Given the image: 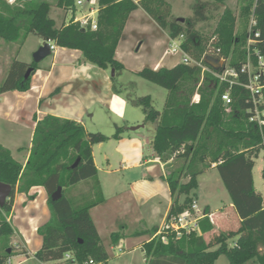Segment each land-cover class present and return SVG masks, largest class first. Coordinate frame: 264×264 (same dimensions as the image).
<instances>
[{"label":"trees","instance_id":"obj_1","mask_svg":"<svg viewBox=\"0 0 264 264\" xmlns=\"http://www.w3.org/2000/svg\"><path fill=\"white\" fill-rule=\"evenodd\" d=\"M56 1L67 12L76 11V0ZM223 1L196 0L192 15L182 22L173 16L167 0H98L96 30L82 27L74 17L59 26L51 16L52 4L46 0L5 2L0 6V38L6 42L22 45L34 33L56 46L80 50L83 62L103 69L113 68V78L124 68L116 50L130 14L142 7L171 38L184 34L181 43L184 51L209 68L203 72L201 67L183 62L159 69L145 67L139 75L168 91L164 108L157 109L151 95L137 96L133 101L142 107L146 122L156 124L152 148L170 169L166 180L173 204L167 217L178 215L192 205L199 175L216 164L240 226L222 231L209 241L205 233L213 230L214 223L206 211L208 215L200 221L199 231L183 233L180 237L168 233L167 242L164 235H156L159 230L156 227L149 231L152 238L142 245L147 264H214L221 255H226L231 264L250 261L264 264V195L257 190L253 174L256 159L264 151V97L258 107L261 122L251 120L256 111L248 90L241 85L230 89L228 83L220 82L215 73H221L223 66L214 67L206 59L212 56L224 60L240 73L242 82L248 80L241 67L248 54L249 22L254 15L256 28L264 35V0L242 1L239 26L235 12L225 8L214 30L216 40L208 44L197 26L207 22L210 12L219 9L218 3ZM38 66L35 61L15 59L0 84V94L29 90ZM30 67L31 75L25 79ZM229 89L233 102L226 105L222 95ZM196 92L200 95L198 102L193 101ZM123 131V126L116 125L113 137L120 139ZM108 139L102 132L87 131L78 121L47 115L36 119L25 165L0 143V181L13 188L0 208V264H8L14 255L11 238L15 229L9 216L16 192H29L37 185L48 193L51 217L38 228L43 245L34 256L39 261L51 262L66 259L70 254L69 260L77 264H90V261L107 264L109 253L90 210L105 201L93 145ZM171 159L176 161L169 165ZM262 174L264 178V167ZM185 178L188 181H183ZM83 183L90 184V189L73 197L70 190ZM59 186L62 196L54 200L52 194ZM120 236L119 232L112 233V243L116 244Z\"/></svg>","mask_w":264,"mask_h":264},{"label":"crops","instance_id":"obj_2","mask_svg":"<svg viewBox=\"0 0 264 264\" xmlns=\"http://www.w3.org/2000/svg\"><path fill=\"white\" fill-rule=\"evenodd\" d=\"M23 1L0 0V6L5 5V2L14 4L23 3ZM167 1L171 5L173 16L185 21L186 16L182 12H174L173 2L175 0ZM192 5L191 3L190 6L192 7ZM86 13H88V5L77 6L72 18L81 17ZM188 15L190 17L192 14ZM53 18L59 26L64 23L63 21L59 24L57 19ZM150 38L154 41L155 46L160 42L164 44L171 42L169 33L144 8L139 7L130 14L116 50L117 59L126 64L125 58L131 56L134 61H131L132 67H130L140 70L143 64L137 66L138 63L135 60L140 55L134 53L133 50L138 43L139 45L135 49H141V46L150 41ZM4 45H8V42L0 38V47L2 48ZM50 55H53L52 61L46 65H40L32 75L29 90H10L0 94V143L8 148L12 156L23 165L27 163L30 155L36 119L54 115L72 119L84 125L83 111H89L91 104L101 98L98 97L102 95V92L104 93L99 81L107 83L105 94H111L107 70L83 62L80 50L57 46ZM178 63L180 62L175 65ZM161 67H167V65L160 62L153 68ZM99 76L102 77V80H98ZM97 93L100 95L96 96ZM68 95L70 98L67 99ZM9 124L12 128L6 132L3 127H8ZM153 136L148 138L140 135H128L127 137L125 135L116 139L115 151L104 153V163L106 164L103 168L99 165L95 152V147H100L103 143L93 145L94 160L98 168V178L105 195V201L93 207L90 213L101 240L103 241V234L106 233L110 239L108 244L112 248H126L130 241H134V246L139 245L142 248L144 242L152 238V233L149 231L162 225L156 226L154 221L161 219L164 223L172 207L173 197L166 180V164L154 150L147 153V148L153 149ZM116 164L118 166H115ZM205 172L219 173L215 165ZM253 174L257 188L255 167ZM199 188L200 181L199 187L194 191V197L198 203ZM206 189H208L207 200L210 202L219 201V206L215 209L210 203L202 207L214 223L212 231H215L217 227H228L229 217L234 218L237 226L240 225V218L234 209L231 197H227L225 200L227 189L220 175L219 177L215 175L213 180H209ZM257 190L259 189L257 188ZM112 205L114 208L110 209ZM50 217L48 193L43 186H33L29 192H16L9 220L14 229L17 227L20 235L18 238H11V240L14 244L20 241L23 248H15L14 255L11 256L8 264H59L70 261L63 259L42 262L34 256L43 245V238L39 235L38 228L49 221ZM119 217H132L138 225L134 229H129L128 223L122 222ZM119 220L120 224H116ZM150 225H154L153 228H150ZM212 231L206 232L205 237ZM114 232H119L121 235L116 244H113L111 239ZM108 244L104 245L110 255Z\"/></svg>","mask_w":264,"mask_h":264},{"label":"rangeland","instance_id":"obj_3","mask_svg":"<svg viewBox=\"0 0 264 264\" xmlns=\"http://www.w3.org/2000/svg\"><path fill=\"white\" fill-rule=\"evenodd\" d=\"M41 0H36V2H39ZM52 4V10H51V16L55 17L59 24H61L63 21L68 22L71 20L73 13L67 12V9L59 7L57 5L56 0H46ZM216 1V0H211ZM243 0H224L223 2H219V9H214L210 12V18L207 22L200 23L197 26V29L199 33L206 38L208 44L212 41L213 37H215L214 30L219 23L221 14L224 12L225 8L232 9L237 18H238V26L240 25V10ZM196 2V0H175L173 2V9L174 12H182L186 18L189 16L188 14H192V7L190 4ZM65 17V19H64ZM135 41V40H134ZM45 41L39 37L38 35L34 33H30L24 43L21 44H14L9 43L8 45H4L2 48L0 47V84L3 82V80L6 78L8 70L11 66V63L15 60H21L28 63H31L34 61V54L35 52L43 46ZM119 45V44H118ZM139 43L136 45L135 48ZM171 46L170 43H163L160 42V44H157L155 46L154 41L150 38V41L146 42L141 46V49H135L134 53H137L140 55L138 59H135L137 61V66L140 64L142 68L140 70L138 69H132L131 61H134L131 56H128L125 58V63H123L124 68L119 71L115 78H113V68L105 69L107 70V73L109 75V83H110V89L111 94H105L106 93V87L107 84L105 81H99L100 87L103 89L104 93L102 92V95L105 94V96L100 95V93H97L96 96H99L94 103L91 104V107L89 111H83V119H84V125L89 132H102L105 135L109 137L108 140L105 142H102V146H96L95 152L97 155V160L99 165L103 168L105 160H104V153L105 152H113L115 151L117 140L113 137V135L116 132V125L123 126L124 131L122 133V136L126 137L128 135H140L144 137L150 138L155 133L156 124L151 122H146L145 113L141 106L134 103L133 98L137 96H144V95H151L153 98L154 106L162 110L164 108L166 98H167V89L162 87L161 85L148 81L147 79L143 78L139 75V71H141L145 67H149L154 69L153 67L156 64H159L160 62H164L167 67H171L175 65L177 62L182 61V53L179 51L178 53L172 54L169 52V48ZM134 55V54H133ZM9 57V58H8ZM53 59V55H50L46 57L44 60L39 62L40 65H46L47 63H50ZM38 66V67H39ZM131 66V67H130ZM99 69H103L98 67ZM98 80H102V77L99 76ZM117 89V90H116ZM102 91V90H101ZM70 98V96H67V99ZM133 126H140L135 131L131 130V127ZM5 128V129H4ZM12 126L9 124L7 127H3V129L6 132H9ZM153 152V149L147 148V153ZM176 160L171 159L169 161V165L172 163H175ZM115 166H118L117 164ZM264 167V151L262 154L256 159V165H255V173H256V184L257 188L263 193L264 195V178L262 174V169ZM166 173H169V167L168 165H165ZM209 170V169H207ZM206 170V171H207ZM103 174V172H101ZM215 175L219 177V173L217 172H205L199 176L200 181V188H199V204L201 207H204L207 203H210L212 208L215 209L219 206V201L214 200L210 202L207 200L208 198L207 193L208 189L206 187L208 186V181L213 180L215 178ZM183 181H188V178H185ZM90 189V184L83 183L81 186H78L77 188H73L70 190V194L73 197H78V195L82 192L86 193ZM150 191V190H149ZM148 191V192H149ZM227 197H230L228 191L225 192V200ZM194 200L195 197H194ZM208 201V202H207ZM114 206H110V209H113ZM133 217V216H132ZM132 217H119L122 219V222L128 223L130 226L129 229H134L137 227V223L134 222ZM125 218V219H124ZM156 223V226H160L163 224V221L161 219H158L154 221ZM116 223V222H115ZM229 226L226 228H217L215 231H212L207 234L206 239L211 241L213 238L218 235L220 232L225 230H236L239 228L240 225H236L234 222L233 217H229ZM120 224V220L116 223ZM154 225H150V228H153ZM17 228V227H16ZM15 228V233L12 235V238H18L19 230ZM230 228V229H228ZM117 230V229H112ZM40 235V234H39ZM151 235V233H150ZM148 237V236H147ZM110 239L106 236V233L103 234V243L108 244ZM140 240V239H136ZM12 242V241H11ZM19 243V244H17ZM14 249H22L21 242H12ZM134 241H130V244L126 245V248L124 247H116L112 248L109 244V250L110 255L107 264H147L144 252L142 248L139 245L134 246ZM15 260V259H14ZM59 264H77L72 261L68 262H62ZM214 264H231L226 257V255H221ZM247 264H254L253 261L248 262Z\"/></svg>","mask_w":264,"mask_h":264},{"label":"built area","instance_id":"obj_4","mask_svg":"<svg viewBox=\"0 0 264 264\" xmlns=\"http://www.w3.org/2000/svg\"><path fill=\"white\" fill-rule=\"evenodd\" d=\"M10 2L14 0H9ZM88 5V13L83 14L81 17L75 16L74 21L79 22L82 27H90L92 30L98 28V0H76V6ZM257 26V20L254 15L251 16L249 22V31L247 38V59L241 67V73L247 75L248 80L242 82L240 80V73L232 66L227 64L224 60H221V66L223 71L221 73H215V76L220 82H226L231 89L233 85H241L248 90V93L252 97V101L255 107L256 114L251 120H259L258 107L262 103L264 97V35ZM184 40V34H181L177 38H171V46L169 52L172 54L182 53L183 63L194 64L202 68V71H208L209 68L201 61L193 59L188 53L184 51L181 46ZM216 37H213L212 41H215ZM51 45V51H55L57 46L53 41H48ZM253 48V51H251ZM230 89L222 95V99L226 105L233 102V98L230 93ZM200 95L198 92L193 97V101L198 102ZM260 121V120H259ZM261 122V121H260ZM216 165V164H214ZM208 215L206 211L194 200L192 205L185 211L178 215H172L167 217L164 223L159 227L156 235H164L163 240L168 241L167 234L175 233L177 237H180L183 233H189L191 231L200 230V221ZM71 255L67 254L66 259H71ZM93 264V261H90Z\"/></svg>","mask_w":264,"mask_h":264},{"label":"water","instance_id":"obj_5","mask_svg":"<svg viewBox=\"0 0 264 264\" xmlns=\"http://www.w3.org/2000/svg\"><path fill=\"white\" fill-rule=\"evenodd\" d=\"M180 21H184V19H180ZM51 45L48 41H45L43 46H41L34 54V61L39 63L40 61L44 60L46 57H48L51 54ZM207 62L211 64L214 67H220L221 66V60H218L215 57L207 56ZM32 67H30L26 74L25 79H28L31 75ZM114 75V70H113ZM140 126H133L131 127L132 130L138 129ZM13 188L10 184L4 183L0 181V208L4 206L6 200L9 198ZM62 196V187L59 186L58 189L52 194V198L54 200L59 199Z\"/></svg>","mask_w":264,"mask_h":264}]
</instances>
